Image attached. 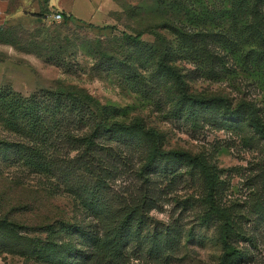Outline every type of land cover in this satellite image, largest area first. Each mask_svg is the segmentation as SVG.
Wrapping results in <instances>:
<instances>
[{"label": "rangeland", "instance_id": "rangeland-1", "mask_svg": "<svg viewBox=\"0 0 264 264\" xmlns=\"http://www.w3.org/2000/svg\"><path fill=\"white\" fill-rule=\"evenodd\" d=\"M1 1L0 25L13 33L0 37V94L84 91L151 133L130 143L100 137L94 174H69L73 159L52 176L2 147L0 240L20 247L1 252L0 264H55L44 256V241L62 224L83 231L59 234L75 246L64 251L69 264H221L228 246L246 255L235 264H264V140L247 121L226 117L224 105L193 117L177 104L151 54L123 35L160 30L187 50L174 59L189 73L190 93L224 97L232 108L254 104L264 119V74L253 69L251 56L232 54L206 32L195 37L199 28L182 40L156 29L151 0H63L75 17L68 23L54 20L61 9L52 0ZM205 2L224 9L220 0ZM142 40L154 44L157 37L146 31ZM5 115L0 100V144L22 141ZM152 148L163 154L145 167ZM3 220L22 229L11 231Z\"/></svg>", "mask_w": 264, "mask_h": 264}, {"label": "trees", "instance_id": "trees-1", "mask_svg": "<svg viewBox=\"0 0 264 264\" xmlns=\"http://www.w3.org/2000/svg\"><path fill=\"white\" fill-rule=\"evenodd\" d=\"M151 2L156 9L154 13L150 12V15L155 16L153 23L156 24V29L168 28L173 35L177 33L181 36L182 40L192 34L193 29L199 28L201 31L196 32L195 37L199 35L203 37L202 33L206 32L205 35L218 39L219 45L232 54L240 55L244 51L243 59L251 56L253 69L264 74V0H220L224 9L219 12L210 9L205 0H151ZM57 12L62 13L63 23L75 19L71 12L65 10ZM219 26L225 30L221 34V31L212 30ZM146 31L156 35V43L150 44L142 40ZM8 33L13 32L0 25V37ZM123 40L136 42L141 49L151 54L157 71L167 78L177 104L187 105L193 117L197 116L198 110H215L224 105L226 117L247 121L254 132L264 140V119L260 109L254 104L232 108L224 97H206L189 92V73L181 69L174 59L177 53H187V50L174 42H169L167 36L160 30H153L150 26L140 30L135 36L125 33ZM158 44H161V47ZM41 97L24 98L18 94L12 96L0 94V100L7 113L2 121L22 137V141L18 142L3 141L0 149L3 147L5 150H14L25 165L52 176L57 167L70 165L73 159L76 167L72 168L69 174H76V169L80 172L96 173L99 164L95 157L99 152L100 137L109 135L110 139L118 137L119 140L130 143L151 133L139 122L140 120L124 121L121 117L125 114L117 107L101 104L84 91L77 94L59 90L45 91L41 93ZM65 144L71 147L70 151H77L73 158L69 157V153H63L65 148L62 145ZM162 154L157 148H152L147 155L145 167L154 165ZM87 156L92 158L91 161L85 159ZM96 178L98 184L104 183L103 177L97 175ZM2 223L11 231L22 229V225L18 223L7 220H3ZM74 229L83 233L79 227L69 224H62L60 229L54 228L48 232L44 241L48 251L44 255L46 259L55 261V264H69L68 255L64 254V251L68 250V254H71L75 246L61 242L59 234L61 231ZM19 247L20 245L0 240V253L7 250L10 252ZM22 249L28 248L23 246ZM245 256L242 250L228 246L221 264H235L238 260L243 261Z\"/></svg>", "mask_w": 264, "mask_h": 264}, {"label": "crops", "instance_id": "crops-1", "mask_svg": "<svg viewBox=\"0 0 264 264\" xmlns=\"http://www.w3.org/2000/svg\"><path fill=\"white\" fill-rule=\"evenodd\" d=\"M1 2L2 1L0 0V5H1ZM52 2L54 4V6H56L57 8L73 13L72 10H71L72 4L71 5H67L63 0H52Z\"/></svg>", "mask_w": 264, "mask_h": 264}, {"label": "built area", "instance_id": "built-area-1", "mask_svg": "<svg viewBox=\"0 0 264 264\" xmlns=\"http://www.w3.org/2000/svg\"><path fill=\"white\" fill-rule=\"evenodd\" d=\"M53 18H54V20H56V21H62V19H63V15H62V13H60V12H56V13L53 15Z\"/></svg>", "mask_w": 264, "mask_h": 264}]
</instances>
